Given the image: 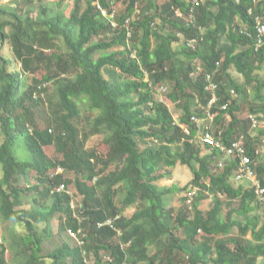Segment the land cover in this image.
I'll list each match as a JSON object with an SVG mask.
<instances>
[{"label": "trees", "instance_id": "obj_1", "mask_svg": "<svg viewBox=\"0 0 264 264\" xmlns=\"http://www.w3.org/2000/svg\"><path fill=\"white\" fill-rule=\"evenodd\" d=\"M113 3L123 6L115 26L98 8L111 14ZM33 11L0 6V45L11 49L0 55V215L24 229L9 245L15 264H86L91 252L94 264H110L105 256L115 264H264V44L255 47L264 0H73L68 18L44 4ZM165 86L172 108L155 97ZM84 101L92 119L82 122ZM200 128L227 145L242 137L260 193L236 178L245 170L236 154L199 143ZM93 137L104 152L87 148ZM177 164L191 180L159 188L160 171ZM70 184L81 196L76 209L56 191ZM181 189L194 190L193 203L175 211L168 195ZM210 195L211 207L200 209Z\"/></svg>", "mask_w": 264, "mask_h": 264}, {"label": "rangeland", "instance_id": "obj_2", "mask_svg": "<svg viewBox=\"0 0 264 264\" xmlns=\"http://www.w3.org/2000/svg\"><path fill=\"white\" fill-rule=\"evenodd\" d=\"M160 1H164V0H160ZM40 4H44L48 7H50L54 12H62V14L68 18L71 15V12L73 10V0H25V2H23L22 0H0V6H13V8H18V10H21L22 12H25L28 8H33L35 11H33V15H36V12L39 11V5ZM86 7L85 2L81 3V10H83ZM112 8L114 10V16L117 15L118 13L121 12L123 6L120 3H113ZM9 28H7L8 30ZM62 50L65 52V48L62 45ZM49 52V51H46ZM0 55H7V56H11V49L8 46V44H3L0 45ZM18 69L20 68V64H17ZM231 74L238 80V81H242L243 78L238 75L234 70L231 71ZM42 74L37 73L35 76L36 77H40ZM259 76H264V71H259L258 72ZM27 76V82L28 84L31 82L32 79V74H28L25 75ZM166 87V86H165ZM161 88L158 87L157 90L162 89L161 93L159 94H155V97L163 100L164 102H166L168 104L169 107L172 108L173 104L172 102L165 97V95L163 94V91L167 90V87L165 88ZM80 112L81 115L83 117L82 122L84 121H88L90 119H92V114L89 111V107L88 104L86 103V101L81 102L80 103ZM175 115H178L177 113ZM248 104L244 103L242 105V112L239 114V116L243 119L248 117ZM3 141V136L1 134L0 131V144ZM96 146L99 152H104L106 147L105 145L101 142V139L97 138V137H93L90 142L87 144V148L91 149V147ZM52 147H47L46 148V152L52 156L53 151H52ZM24 153V151L22 152L21 150L18 151V155L21 156ZM264 160V152H263V157L261 158ZM215 168V167H213ZM58 172H62V170L59 168ZM166 172V173H165ZM160 173L164 174V177L160 178L159 180L156 181V184L159 188H163V187H169L172 184H176L178 187L180 188H184L188 182L191 180L192 178V173L190 171V169L185 166V165H181V164H177L175 166L174 169L170 170V169H162L160 171ZM2 171H1V166H0V177H1ZM65 178H69L72 179L76 176V174L72 173V172H68V173H64L63 174ZM237 183L242 184L244 182V180L242 181H236ZM66 190V193L69 194L72 198V206L74 207V209H76L80 202H81V196L79 194H77L74 186L72 184H70L69 186H67V188H64ZM182 191H176L175 193H173L171 196L170 194L168 195L169 198V205L173 206L175 211H178V209L182 206H186L189 203L183 202V198H186V194L187 191H184L183 189H181ZM212 198L213 196H209V198L204 199L200 202L199 204V208L202 210H208L211 205H212ZM24 206L26 208H29L31 206V197L30 196H26L24 198ZM193 203V201H192ZM191 203V204H192ZM188 205V207L191 206ZM137 205H133L129 208L125 209V214L126 216H130L136 209ZM191 208V207H190ZM259 213H263L264 212V205L263 207L258 211ZM22 233L24 232L23 226L20 225L19 223H17L14 220H4L1 215H0V244L4 245L5 247V257L7 259L8 264H15L16 260L14 259V252L11 249V247L9 246L10 243L12 242L13 237L16 236V234L18 235V233ZM233 234L236 233V229H233ZM177 235H180L181 232L178 230L176 231ZM73 236V235H71ZM74 237V236H73ZM58 238L56 237L54 242H48L44 245V252H48L49 250L53 249L54 247H56V245H58ZM128 245V244H127ZM126 245V246H127ZM124 246V245H123ZM125 247V246H124ZM1 250V247H0ZM94 256L92 254V252L90 253L89 257L87 258V262L86 264H94ZM124 264H128V263H124ZM260 264H262V261L260 262Z\"/></svg>", "mask_w": 264, "mask_h": 264}, {"label": "built area", "instance_id": "obj_3", "mask_svg": "<svg viewBox=\"0 0 264 264\" xmlns=\"http://www.w3.org/2000/svg\"><path fill=\"white\" fill-rule=\"evenodd\" d=\"M98 8L100 9V12L103 16L110 18L111 19V24L112 26H115V22L113 20L114 18V12H112L111 14H108L107 11L103 8H101L100 6H98ZM174 15L176 17H182V11L180 10V8H174ZM185 21L187 23H193V8L189 9L188 12V16L185 17ZM126 23H129V19H126L125 21ZM264 24L261 23L259 20L257 21L256 24V43H255V47L256 49L259 48L260 46H262L264 44ZM198 44V41L194 38L192 39H187L186 40V45L189 47H196ZM206 80H207V88L210 90H214L216 88V85L210 81L211 80V75L207 74L206 75ZM232 97H235V94L233 91L230 92ZM263 94H264V90H263ZM215 100V97H212V101ZM250 119L252 120L253 126H255L257 124L255 118L253 116H249ZM173 118L175 119V121L177 122L178 120V115H174ZM209 118H212V115H209ZM192 121H194L195 123L198 124V126H201L202 121L201 119L197 116V115H193L191 117ZM198 138H199V143L202 146H209L210 148L213 149H217L220 152L224 153L226 156H232V155H237L240 158V163L241 165L245 166V170L242 173H238L236 178H241V177H246L248 178L250 181H252L254 184L257 185V192L260 193L261 189L259 188V183L257 182V179L254 176V172L253 170H251L248 167V164L250 162L249 157L247 156V154H245V149L243 147V139L241 136L233 139L228 145L225 144L222 139H220L219 137L216 138L214 135L211 134L210 131H205L203 128L199 129V133H198ZM264 145V142H263ZM223 162L220 160L218 161L217 165L219 167H222ZM64 186L60 185L56 188L57 192H61L64 191ZM187 203H189L188 205H190L192 203L193 200V195H194V190L187 193ZM73 207V206H72ZM107 224H111V221L108 220ZM73 235V234H72ZM105 260L110 263V264H115L111 258H109L108 256H105Z\"/></svg>", "mask_w": 264, "mask_h": 264}, {"label": "clouds", "instance_id": "obj_4", "mask_svg": "<svg viewBox=\"0 0 264 264\" xmlns=\"http://www.w3.org/2000/svg\"><path fill=\"white\" fill-rule=\"evenodd\" d=\"M124 264V263H123Z\"/></svg>", "mask_w": 264, "mask_h": 264}]
</instances>
